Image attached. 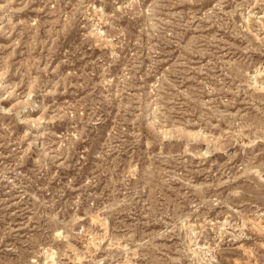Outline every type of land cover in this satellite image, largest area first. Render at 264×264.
<instances>
[{
    "label": "rangeland",
    "instance_id": "obj_1",
    "mask_svg": "<svg viewBox=\"0 0 264 264\" xmlns=\"http://www.w3.org/2000/svg\"><path fill=\"white\" fill-rule=\"evenodd\" d=\"M264 264V0H0V264Z\"/></svg>",
    "mask_w": 264,
    "mask_h": 264
},
{
    "label": "bare ground",
    "instance_id": "obj_2",
    "mask_svg": "<svg viewBox=\"0 0 264 264\" xmlns=\"http://www.w3.org/2000/svg\"><path fill=\"white\" fill-rule=\"evenodd\" d=\"M47 264H49V263H47Z\"/></svg>",
    "mask_w": 264,
    "mask_h": 264
}]
</instances>
